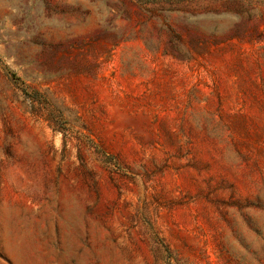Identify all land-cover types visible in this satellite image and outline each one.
<instances>
[{"label": "rangeland", "instance_id": "obj_1", "mask_svg": "<svg viewBox=\"0 0 264 264\" xmlns=\"http://www.w3.org/2000/svg\"><path fill=\"white\" fill-rule=\"evenodd\" d=\"M0 264H264V0H0Z\"/></svg>", "mask_w": 264, "mask_h": 264}]
</instances>
